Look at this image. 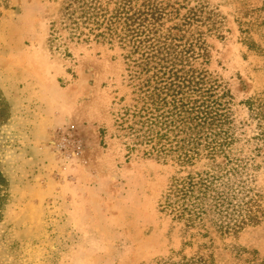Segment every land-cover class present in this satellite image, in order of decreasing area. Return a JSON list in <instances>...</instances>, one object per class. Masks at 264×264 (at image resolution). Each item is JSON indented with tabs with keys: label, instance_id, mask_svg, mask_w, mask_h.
Here are the masks:
<instances>
[{
	"label": "rangeland",
	"instance_id": "374dc122",
	"mask_svg": "<svg viewBox=\"0 0 264 264\" xmlns=\"http://www.w3.org/2000/svg\"><path fill=\"white\" fill-rule=\"evenodd\" d=\"M159 1L179 11L165 28L197 14L209 61L194 66L227 85L235 116L246 119L240 101L264 87V18L251 11L262 0ZM60 2L11 0L0 19V92L10 107L0 127L9 181L0 264H157L182 248L195 253L204 239L173 227L159 207L178 165L145 156L144 146L130 150L117 126L135 97L126 51L60 26L50 42ZM213 237L221 250L234 243L264 257V222Z\"/></svg>",
	"mask_w": 264,
	"mask_h": 264
},
{
	"label": "trees",
	"instance_id": "16d2710c",
	"mask_svg": "<svg viewBox=\"0 0 264 264\" xmlns=\"http://www.w3.org/2000/svg\"><path fill=\"white\" fill-rule=\"evenodd\" d=\"M11 8V0H0V19ZM251 11L264 18V0ZM58 14L51 23L50 42L57 39L60 26L71 38L118 43L126 51L135 97L117 126L132 141L130 150L144 146L145 156L179 167L161 198L160 211L173 227L182 224L185 232L204 241L191 255L182 248L157 264H264L257 250L234 243L221 250L213 237L264 222V187L259 181L264 176V87L240 101L247 116L237 118L227 85L205 67L194 66L200 59L206 64L209 51L192 10L167 28L166 21L175 20L179 11L159 0H61ZM244 42L249 49L255 46L251 37L245 36ZM9 110L0 92V127ZM251 123L254 128L248 134L245 129ZM104 136L105 130L103 144ZM8 190L0 159V221Z\"/></svg>",
	"mask_w": 264,
	"mask_h": 264
}]
</instances>
